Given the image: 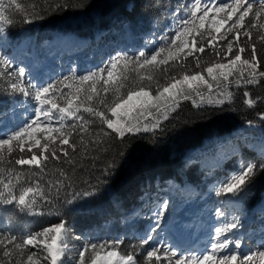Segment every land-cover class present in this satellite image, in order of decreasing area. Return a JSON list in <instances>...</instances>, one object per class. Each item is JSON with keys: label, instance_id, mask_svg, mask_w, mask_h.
I'll return each instance as SVG.
<instances>
[{"label": "snow or ice", "instance_id": "6c2138e0", "mask_svg": "<svg viewBox=\"0 0 264 264\" xmlns=\"http://www.w3.org/2000/svg\"><path fill=\"white\" fill-rule=\"evenodd\" d=\"M70 6L67 0L54 4L43 0V4L30 2L27 6L17 0H0V30H5L4 25L12 26L16 19L31 24L43 20L54 8ZM12 7L18 17L11 13ZM174 19L177 27L170 36H162L160 46L151 52L141 50L132 57L117 55L96 71L78 77L73 74L46 85L26 80L24 66H16L0 55V79L7 82V89L36 102L32 117L21 128L0 136V203L43 216L44 206L55 208L61 189L67 191L72 186L65 181L72 179L70 172L75 171L78 154L96 158L95 153L111 150L116 142L126 143L130 136L164 131L162 122L174 118L171 114L178 113L182 101L191 100L195 108L205 103L232 104L234 94L229 89L233 84L245 89L244 103L249 108L264 101V97L253 98L246 88L264 85V0L258 4L254 0H188L178 6ZM213 55L214 60H205ZM170 69L177 71L170 74ZM260 119L264 120V113ZM16 152L21 155L14 157ZM64 163L72 168L65 170ZM5 164L12 165L7 169V179ZM51 170L63 179L45 182ZM261 173L264 155L259 163L241 158L237 169L217 186L215 195L236 203ZM104 174H108L107 168ZM81 195L91 197L94 193H73L71 198H64V203L72 205ZM40 202L43 205L38 212ZM168 208L169 202L164 200L152 213L154 226L139 243L141 249L149 246L142 260L137 259L136 245L131 251H123L120 246L124 241L117 239L82 243L75 264H264V244L254 251H240L243 242L234 238L242 227L238 216L217 226L209 246L197 255L157 242L154 234L161 229ZM214 214L225 216L219 208ZM56 215H60L59 209ZM81 239L62 218L20 238L0 233V264H73L71 252L75 246L70 241Z\"/></svg>", "mask_w": 264, "mask_h": 264}, {"label": "trees", "instance_id": "16d2710c", "mask_svg": "<svg viewBox=\"0 0 264 264\" xmlns=\"http://www.w3.org/2000/svg\"><path fill=\"white\" fill-rule=\"evenodd\" d=\"M17 2L25 6L30 2L43 4V0ZM50 2L54 4L56 0ZM59 2L65 3L66 0ZM67 2L73 6L54 8L43 20L27 24L16 19L12 26L4 25L5 30H0L3 31L0 35V55L6 58L14 42L25 37L31 38L29 52L38 57L40 69L45 74L42 85L62 80L66 76L72 77L73 74L77 77L86 75L104 67L117 55L132 57L141 50L151 52L160 46L162 36H170L171 30L177 27L174 16L178 6L188 0ZM217 2L223 3L222 0ZM260 2L262 0H254V3ZM10 11L14 16H19L14 7ZM95 34L101 35L99 39H92ZM61 35L87 38L89 42L72 58L56 59L44 47L50 39ZM4 45L8 46V50L3 49ZM257 47H261L259 42ZM261 56H264V51ZM214 59V55L205 57V60ZM94 63H97V67L90 68ZM176 71L170 69V74ZM204 75L207 76L206 73ZM26 80H29L28 75ZM246 88L253 98L264 97V85H247ZM6 89L7 82L0 79V128L10 127L0 136L11 135L18 130L16 124L25 120L26 114L33 113L36 107L35 101ZM229 90L234 94L232 104L210 106L205 103L195 108L191 100L182 101L178 113L171 114L174 118L162 122L164 131L157 130L155 135L142 132L130 136L126 143L116 142L111 150L95 153L96 158L88 153H84V158H81L78 154L75 171L70 172L72 179L65 181L72 186L67 191L61 189L55 208L44 206V215L40 216L0 203V233L14 234L20 238L62 218L67 221L72 233L82 238L70 241L75 246L71 252L73 264L82 243L117 239L124 241L120 246L123 251H131V246L136 245L135 251L139 253L137 259L142 260L149 246L139 248L140 240L154 226L152 213L158 210L162 201L167 200L169 228L181 242L189 235L196 236L201 230L211 226L216 228L222 222L238 216L242 227L235 232L234 238L243 242V252L257 250L264 244V173L258 175L250 190L240 197L238 209L225 205L224 197H217L215 192L228 174L237 169V162L241 158L261 162L262 155L249 148L243 142L242 133L237 132L245 130L248 133V129L254 126L256 130L253 133L264 139V120L260 119V114L264 113V101L249 108L244 103V88L237 89L233 84ZM60 102L63 103L62 100ZM82 114L88 116L87 113ZM227 146L229 149L224 159L216 162L218 153L227 149ZM19 155V152L13 153L14 157ZM55 163L52 161V164ZM80 164L84 166L80 167ZM3 167L4 178L7 179V169L12 165L5 164ZM62 167L65 170L72 168L67 163L62 164ZM106 168L107 175L104 174ZM48 179L55 181L63 178L51 170L45 182ZM188 185L194 187L193 192L183 191ZM85 191H92L94 195H81L72 205L64 203L65 197L71 198L73 193ZM52 194L56 196L54 189ZM41 205L43 202L37 206L38 212ZM218 208L223 210L224 217L215 216ZM57 209L60 210L59 216L56 215ZM154 238L157 242L171 244L163 234V223ZM204 242L202 240L199 243ZM197 249L179 250L197 255Z\"/></svg>", "mask_w": 264, "mask_h": 264}, {"label": "rangeland", "instance_id": "374dc122", "mask_svg": "<svg viewBox=\"0 0 264 264\" xmlns=\"http://www.w3.org/2000/svg\"><path fill=\"white\" fill-rule=\"evenodd\" d=\"M212 2L216 3V0H212ZM100 36H101L100 34H95L92 37V39L97 40V39H99ZM88 42H89V40L87 38H80V37H77L74 35H61V36H57V37L50 39L49 42L45 43L46 45L44 48L48 49L50 51V53L56 57V56H60L62 54H69V52L73 48H83V47L85 48L86 45L88 44ZM30 44H31V38L25 37L22 42L15 45L14 50H13L11 55L13 57V60L20 59L23 62V66L26 68L30 77L33 76L34 78H37L38 74L33 73V71H34L33 65L36 64V58H34V57L28 58L27 56L22 57L26 54V51L29 49ZM77 45H79L80 47H76ZM22 47H24V50L22 49ZM31 74H32V76H31ZM32 80L35 81L34 79H32ZM254 130H256V128L254 126H251L248 129V131H250V132L247 133V131L243 130V131H240L237 133H242L241 137L243 138V142L249 148L255 150L260 155H264V139H261L259 136L254 134L253 133ZM228 149L229 148L227 146V149L218 153V155L216 157V162H220L224 159L225 153L228 151ZM198 158H199V160H201L200 157H198ZM228 203H230V202H228ZM230 204H232L234 206L237 205L235 203H230ZM175 243L177 244V242H175Z\"/></svg>", "mask_w": 264, "mask_h": 264}, {"label": "bare ground", "instance_id": "6f19581e", "mask_svg": "<svg viewBox=\"0 0 264 264\" xmlns=\"http://www.w3.org/2000/svg\"><path fill=\"white\" fill-rule=\"evenodd\" d=\"M61 43V42H60ZM22 49L24 50V47H22Z\"/></svg>", "mask_w": 264, "mask_h": 264}]
</instances>
